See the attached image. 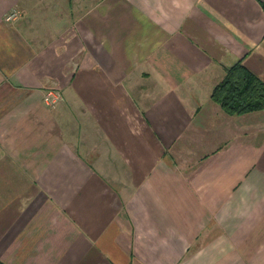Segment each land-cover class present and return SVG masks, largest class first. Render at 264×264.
<instances>
[{
	"label": "crops",
	"instance_id": "1",
	"mask_svg": "<svg viewBox=\"0 0 264 264\" xmlns=\"http://www.w3.org/2000/svg\"><path fill=\"white\" fill-rule=\"evenodd\" d=\"M238 61L264 81V0H0V264H264Z\"/></svg>",
	"mask_w": 264,
	"mask_h": 264
},
{
	"label": "trees",
	"instance_id": "2",
	"mask_svg": "<svg viewBox=\"0 0 264 264\" xmlns=\"http://www.w3.org/2000/svg\"><path fill=\"white\" fill-rule=\"evenodd\" d=\"M211 99L231 115L264 109V81L238 61L215 84Z\"/></svg>",
	"mask_w": 264,
	"mask_h": 264
},
{
	"label": "rangeland",
	"instance_id": "3",
	"mask_svg": "<svg viewBox=\"0 0 264 264\" xmlns=\"http://www.w3.org/2000/svg\"><path fill=\"white\" fill-rule=\"evenodd\" d=\"M254 111H256V110H254ZM223 112H225V111H223ZM249 112H252V111H249ZM207 135H209V134H207ZM188 139H192L193 140L192 143L188 142ZM188 139H187L188 143L184 144L183 148L180 151V154H182V150H183V155L181 158L183 159V161L185 163H186V161H191V160H194L196 157H199L206 150L205 148H202L203 143L201 141L197 142L196 138L192 137L191 135H188Z\"/></svg>",
	"mask_w": 264,
	"mask_h": 264
},
{
	"label": "built area",
	"instance_id": "4",
	"mask_svg": "<svg viewBox=\"0 0 264 264\" xmlns=\"http://www.w3.org/2000/svg\"><path fill=\"white\" fill-rule=\"evenodd\" d=\"M19 17V10L16 8L11 9L6 15V21H14ZM61 98L60 93L56 89L46 90L42 96V101L46 106H51Z\"/></svg>",
	"mask_w": 264,
	"mask_h": 264
}]
</instances>
